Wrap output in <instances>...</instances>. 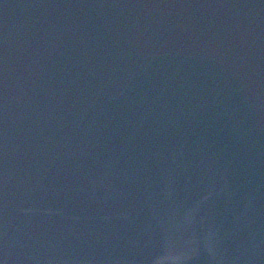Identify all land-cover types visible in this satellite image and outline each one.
Instances as JSON below:
<instances>
[{
    "label": "water",
    "instance_id": "95a60500",
    "mask_svg": "<svg viewBox=\"0 0 264 264\" xmlns=\"http://www.w3.org/2000/svg\"><path fill=\"white\" fill-rule=\"evenodd\" d=\"M0 264H264V0H0Z\"/></svg>",
    "mask_w": 264,
    "mask_h": 264
}]
</instances>
